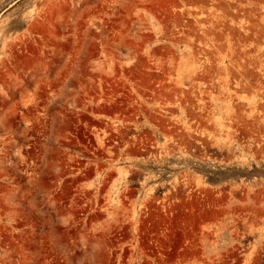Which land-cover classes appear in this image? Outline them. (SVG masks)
I'll list each match as a JSON object with an SVG mask.
<instances>
[{
	"label": "rangeland",
	"instance_id": "1",
	"mask_svg": "<svg viewBox=\"0 0 264 264\" xmlns=\"http://www.w3.org/2000/svg\"><path fill=\"white\" fill-rule=\"evenodd\" d=\"M0 264H264V0H0Z\"/></svg>",
	"mask_w": 264,
	"mask_h": 264
}]
</instances>
